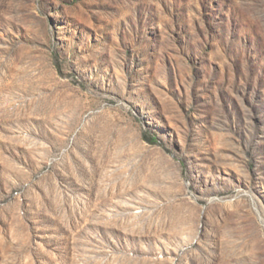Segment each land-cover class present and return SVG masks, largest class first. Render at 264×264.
I'll use <instances>...</instances> for the list:
<instances>
[{
  "label": "rangeland",
  "instance_id": "374dc122",
  "mask_svg": "<svg viewBox=\"0 0 264 264\" xmlns=\"http://www.w3.org/2000/svg\"><path fill=\"white\" fill-rule=\"evenodd\" d=\"M0 264H264V0H0Z\"/></svg>",
  "mask_w": 264,
  "mask_h": 264
},
{
  "label": "trees",
  "instance_id": "16d2710c",
  "mask_svg": "<svg viewBox=\"0 0 264 264\" xmlns=\"http://www.w3.org/2000/svg\"><path fill=\"white\" fill-rule=\"evenodd\" d=\"M149 141H151V143L153 142H155V139L153 138L152 140H150L149 138H147Z\"/></svg>",
  "mask_w": 264,
  "mask_h": 264
}]
</instances>
